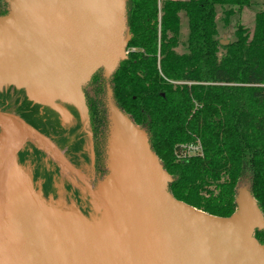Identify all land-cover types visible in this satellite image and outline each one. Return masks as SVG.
Masks as SVG:
<instances>
[{"label":"trees","instance_id":"16d2710c","mask_svg":"<svg viewBox=\"0 0 264 264\" xmlns=\"http://www.w3.org/2000/svg\"><path fill=\"white\" fill-rule=\"evenodd\" d=\"M125 2L127 57L109 79L101 69L92 75L80 107L63 102L61 115L30 99L25 87H0V113L23 119L68 162L63 167L38 138L17 158L18 171L45 204L96 221L93 201L101 202L107 173L108 86L114 103L146 131L177 200L226 217L237 208L236 188L246 186L264 215V3L251 36L239 26L236 38L222 45L215 5L229 6L226 19L249 0ZM6 11L7 0H0V15ZM180 13L188 25L183 52L175 50ZM190 141L202 154L182 157ZM253 236L264 245V228Z\"/></svg>","mask_w":264,"mask_h":264},{"label":"water","instance_id":"95a60500","mask_svg":"<svg viewBox=\"0 0 264 264\" xmlns=\"http://www.w3.org/2000/svg\"><path fill=\"white\" fill-rule=\"evenodd\" d=\"M125 10V0H7L0 87H25L30 99L61 115L63 102L80 107L92 75L101 69L109 79L127 57ZM105 107L107 173L98 196L106 213L97 223L36 197L15 160L33 134L48 142L23 119L0 113V126L19 136L0 163V264H264V246L253 236L264 215L246 186L226 217L177 200L146 131L114 103L108 86ZM12 175L24 186L13 189Z\"/></svg>","mask_w":264,"mask_h":264},{"label":"rangeland","instance_id":"374dc122","mask_svg":"<svg viewBox=\"0 0 264 264\" xmlns=\"http://www.w3.org/2000/svg\"><path fill=\"white\" fill-rule=\"evenodd\" d=\"M248 5H244L240 8H235V12L232 15H229L228 18L225 19V10L229 7L227 5H215V20H216V28H217V38L220 40H227L228 43L233 41L236 38V31L239 26L242 27L243 31H245L249 36H251L255 24V15L256 13L262 8L264 0H249ZM179 31H178V45L175 47L177 52L184 51V42L186 40V36L188 33V25H187V18L184 13H180L179 15ZM227 43V44H228ZM224 45V44H222ZM3 128V127H2ZM6 128H3V137L1 139L0 145V163L5 157V155L11 152L14 148L17 147L19 144V136L16 133H9L5 131ZM33 136H35L33 134ZM195 145L197 143L190 141L187 145ZM57 152L58 160L61 162L63 167H67L65 161L61 159L60 153ZM22 185L21 180L18 179L17 176L12 175V188L14 189L15 186L18 187ZM24 186V185H22ZM241 186L236 188V196L235 200L237 199L240 190L238 189ZM57 203H60L59 201ZM56 203V204H57ZM93 203L97 206L100 210L99 220H102L105 216V199L101 200V204L97 203L96 201ZM58 205V204H57ZM237 209V208H236ZM101 217V218H100ZM96 221L95 223H97ZM264 246V245H263Z\"/></svg>","mask_w":264,"mask_h":264},{"label":"built area","instance_id":"2783aa9c","mask_svg":"<svg viewBox=\"0 0 264 264\" xmlns=\"http://www.w3.org/2000/svg\"><path fill=\"white\" fill-rule=\"evenodd\" d=\"M183 147V155L182 157H187L189 155H192V154H202V151H201V148H200V145L197 143V144H193V145H182Z\"/></svg>","mask_w":264,"mask_h":264},{"label":"flooded vegetation","instance_id":"af4514ba","mask_svg":"<svg viewBox=\"0 0 264 264\" xmlns=\"http://www.w3.org/2000/svg\"><path fill=\"white\" fill-rule=\"evenodd\" d=\"M3 114H4V113H3ZM10 115H11V114H10ZM2 130H3V128H2ZM34 139H38V138H37L36 136H33V135H32V138H31L30 142H32ZM39 140H40V139H39ZM30 142H29V143H30ZM44 142H45V141H44ZM29 143H28V145H29ZM28 145H27V146H28ZM27 146H26V147H27ZM50 149H51V152H52V156H53L54 158H57V159H58V155H57V152H56L57 150H53L52 148H50ZM24 150H25V149H24ZM24 150H23V151H24ZM23 151H22V152H23ZM22 152H21V153H22ZM21 153H20V154H21ZM58 153H60L61 159H63V160L65 161L66 165H68V162H67V161L63 158V156H62V152H61V151H58ZM20 154H19V156H20ZM19 156H18V157H19ZM18 157H17V158H18ZM17 158H16V160H17ZM16 160H15V162H16Z\"/></svg>","mask_w":264,"mask_h":264},{"label":"bare ground","instance_id":"6f19581e","mask_svg":"<svg viewBox=\"0 0 264 264\" xmlns=\"http://www.w3.org/2000/svg\"><path fill=\"white\" fill-rule=\"evenodd\" d=\"M5 131H6V132H9V133L13 132V133H16V134H17V132H16L14 129H11V128H6ZM242 206H243V204L241 203V204L239 205V209H241Z\"/></svg>","mask_w":264,"mask_h":264}]
</instances>
